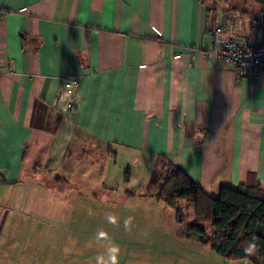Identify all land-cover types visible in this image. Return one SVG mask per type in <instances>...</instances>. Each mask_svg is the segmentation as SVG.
I'll return each mask as SVG.
<instances>
[{
  "label": "crops",
  "instance_id": "1",
  "mask_svg": "<svg viewBox=\"0 0 264 264\" xmlns=\"http://www.w3.org/2000/svg\"><path fill=\"white\" fill-rule=\"evenodd\" d=\"M251 1L246 12V0H0V264H44L40 241L70 220L55 209L72 197L84 206L67 228L95 233L101 200L149 208L107 213L140 222L147 240L137 246L155 255L126 263L179 264L178 247L199 242L143 195L158 157L208 196L264 191V80L253 90L231 66L198 55L217 25L225 38L255 29L253 42L262 40L264 0ZM68 78L79 84L78 107L65 115L54 103Z\"/></svg>",
  "mask_w": 264,
  "mask_h": 264
},
{
  "label": "trees",
  "instance_id": "2",
  "mask_svg": "<svg viewBox=\"0 0 264 264\" xmlns=\"http://www.w3.org/2000/svg\"><path fill=\"white\" fill-rule=\"evenodd\" d=\"M259 6L261 18L264 3ZM145 189L143 195L171 209L178 223H184L179 201L193 206V220L185 225L188 238L229 262L264 264V191L259 187H223L216 197L208 196L180 168L158 157ZM248 243L256 244L251 254L243 250Z\"/></svg>",
  "mask_w": 264,
  "mask_h": 264
},
{
  "label": "rangeland",
  "instance_id": "3",
  "mask_svg": "<svg viewBox=\"0 0 264 264\" xmlns=\"http://www.w3.org/2000/svg\"><path fill=\"white\" fill-rule=\"evenodd\" d=\"M208 1V0H205ZM240 3H243L244 0H239ZM241 11L250 12L253 11L255 8V4L251 0H246L245 4H242L240 6ZM64 113V112H62ZM44 189H46L45 186H43ZM44 194L43 192H41ZM137 196H140L139 194H142L143 192L141 190L135 191ZM107 198V196L105 197ZM111 199V198H110ZM74 198L72 197V200L70 201V205L66 206H58L55 209H58L56 215L59 216L61 214L69 215L70 220L77 219V215L79 214L80 210L84 206L82 203L78 204L77 207L74 208L73 205ZM75 203V202H74ZM116 204V203H115ZM136 202H123L119 206L114 205L112 201H100V204H98L95 209L97 210V214H99L96 224H97V230L95 233V229L93 225L88 224L87 229L81 228L78 226L77 222H71L72 229H68L67 225L69 221H55L53 222L55 235L53 239H41L38 249L40 251L46 252L44 254H39V258L43 260L44 264H46V261H54L55 264H63L70 262L69 264H96L95 257L99 255H106V249L112 244H116L120 247V257H119V264H127V259L129 257H132L133 260L132 263H138V262H148L150 259H148V255H151L155 257V255L147 253V250H145L143 247H139L137 245L141 243H145L147 240V237L142 235L139 236L137 233L139 231V226H141L140 222H134L131 223L129 228L126 230L124 227V221H117L115 225L110 224L107 220V213L112 212L114 207L118 208V211H123L124 209L129 214H134L135 216H138L140 213L148 212L147 210H150L149 208L143 207L141 209L136 208L134 205H137ZM87 205V207H89ZM109 206V207H107ZM179 206L184 214V223H182L185 227L186 224H189L190 221L193 220V206L190 203H185L183 201H179ZM89 212L87 214V217L90 218L94 214L91 212V208L86 210V212ZM99 212V213H98ZM14 216L12 218V221H15L20 211L15 210ZM73 215H75V218H73ZM46 220V219H45ZM45 220L40 221L39 224H42L47 228H49V224L45 222ZM191 223V222H190ZM9 225V222L7 223L4 230H7V227ZM68 230H70V233L68 234ZM103 230L108 234V239L106 240H97V233ZM68 234V235H67ZM25 241L28 240L27 238L24 239ZM163 243V242H162ZM161 243V244H162ZM199 247L198 249L195 248ZM205 247H208V245L204 244H195L191 245L188 243L183 242L181 245V248L178 247V251H176L178 263L179 264H250L247 261H238V262H229L215 253H213L211 250H206ZM208 251V252H207ZM54 258V259H53ZM131 263V262H130Z\"/></svg>",
  "mask_w": 264,
  "mask_h": 264
},
{
  "label": "built area",
  "instance_id": "4",
  "mask_svg": "<svg viewBox=\"0 0 264 264\" xmlns=\"http://www.w3.org/2000/svg\"><path fill=\"white\" fill-rule=\"evenodd\" d=\"M251 29L242 40L225 38L223 25L215 26L211 33V41L205 50L198 52L199 56L231 66L238 77L248 78L252 89L259 87L264 80V35L262 40L253 43ZM61 86L54 103L56 110L65 115L76 113L78 107L79 84L74 78L61 79Z\"/></svg>",
  "mask_w": 264,
  "mask_h": 264
},
{
  "label": "clouds",
  "instance_id": "5",
  "mask_svg": "<svg viewBox=\"0 0 264 264\" xmlns=\"http://www.w3.org/2000/svg\"><path fill=\"white\" fill-rule=\"evenodd\" d=\"M107 220L110 224L115 225L117 223V218L113 215H108ZM131 217L124 220V227L127 230L131 224ZM97 240H106L108 239V234L100 230L97 233ZM256 249L255 243H248L246 247H244V251L248 254H251ZM120 247L116 244H112L106 249V255H99L95 257L96 264H119L120 257Z\"/></svg>",
  "mask_w": 264,
  "mask_h": 264
},
{
  "label": "bare ground",
  "instance_id": "6",
  "mask_svg": "<svg viewBox=\"0 0 264 264\" xmlns=\"http://www.w3.org/2000/svg\"><path fill=\"white\" fill-rule=\"evenodd\" d=\"M255 30V29H254ZM253 33H254V31H253ZM253 33H252V39H253ZM254 43V42H253Z\"/></svg>",
  "mask_w": 264,
  "mask_h": 264
}]
</instances>
